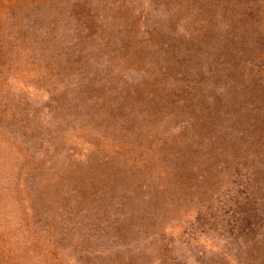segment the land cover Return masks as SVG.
Segmentation results:
<instances>
[{
  "label": "rangeland",
  "instance_id": "rangeland-1",
  "mask_svg": "<svg viewBox=\"0 0 264 264\" xmlns=\"http://www.w3.org/2000/svg\"><path fill=\"white\" fill-rule=\"evenodd\" d=\"M0 264H264V0H0Z\"/></svg>",
  "mask_w": 264,
  "mask_h": 264
}]
</instances>
